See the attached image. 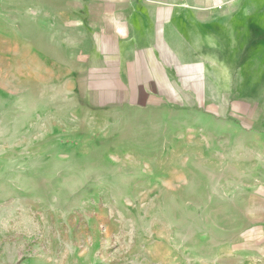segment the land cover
Segmentation results:
<instances>
[{
    "label": "rangeland",
    "instance_id": "obj_1",
    "mask_svg": "<svg viewBox=\"0 0 264 264\" xmlns=\"http://www.w3.org/2000/svg\"><path fill=\"white\" fill-rule=\"evenodd\" d=\"M10 1L24 18L31 6L49 15L67 4ZM13 16L14 27L0 23V264H264V207L246 189L254 160L238 144L182 136L166 149L157 134L136 144L121 129L65 132L62 93L45 92L37 69L27 77ZM33 51L54 55L37 40ZM65 95L70 120L74 93ZM51 103L56 117L37 109Z\"/></svg>",
    "mask_w": 264,
    "mask_h": 264
},
{
    "label": "crops",
    "instance_id": "obj_2",
    "mask_svg": "<svg viewBox=\"0 0 264 264\" xmlns=\"http://www.w3.org/2000/svg\"><path fill=\"white\" fill-rule=\"evenodd\" d=\"M2 1L0 23L14 27L7 16L20 18L27 77L37 69L45 92L62 93L57 116L65 132L80 138L121 129L136 144L157 134L166 149L182 136L236 143L243 159L254 160L255 182L246 189L264 207V0H67L49 15L31 6L26 18ZM36 40L54 55H32ZM66 81L74 93L70 120Z\"/></svg>",
    "mask_w": 264,
    "mask_h": 264
}]
</instances>
